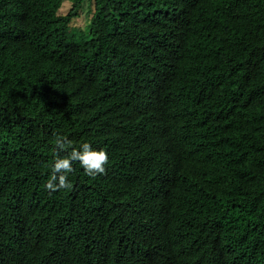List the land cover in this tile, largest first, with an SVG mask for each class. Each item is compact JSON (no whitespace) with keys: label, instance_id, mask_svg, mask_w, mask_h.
<instances>
[{"label":"trees","instance_id":"obj_1","mask_svg":"<svg viewBox=\"0 0 264 264\" xmlns=\"http://www.w3.org/2000/svg\"><path fill=\"white\" fill-rule=\"evenodd\" d=\"M86 1L0 0V264H264V0Z\"/></svg>","mask_w":264,"mask_h":264},{"label":"clouds","instance_id":"obj_2","mask_svg":"<svg viewBox=\"0 0 264 264\" xmlns=\"http://www.w3.org/2000/svg\"><path fill=\"white\" fill-rule=\"evenodd\" d=\"M54 144L58 151L56 152L52 174L45 185L46 189L53 192L70 190L73 185L68 179V174L74 171L73 162H78L85 174L92 178L106 172V165L109 163L106 150L93 149L90 143H84L77 149L71 140L59 135L55 136ZM61 152H66L67 155L61 156Z\"/></svg>","mask_w":264,"mask_h":264},{"label":"rangeland","instance_id":"obj_3","mask_svg":"<svg viewBox=\"0 0 264 264\" xmlns=\"http://www.w3.org/2000/svg\"><path fill=\"white\" fill-rule=\"evenodd\" d=\"M84 10H82V15H80L78 18H76L72 25L75 27H85L87 26V23L89 22L91 18L90 11L92 12V3L90 0H87L84 4ZM71 4H66L64 7V13L68 12L70 9Z\"/></svg>","mask_w":264,"mask_h":264}]
</instances>
